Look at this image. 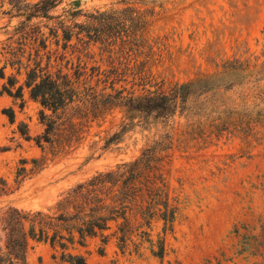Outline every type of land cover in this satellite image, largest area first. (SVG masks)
<instances>
[{
  "label": "rangeland",
  "instance_id": "1",
  "mask_svg": "<svg viewBox=\"0 0 264 264\" xmlns=\"http://www.w3.org/2000/svg\"><path fill=\"white\" fill-rule=\"evenodd\" d=\"M18 3L0 0V178L11 189L0 196V209L45 210L65 189L134 160L161 140L166 149L156 155L175 206L172 224L156 218L125 234L124 252L117 248L121 233L106 244L88 238L73 252L84 253L86 264H264V0H57L47 16L29 21L39 32L24 38L15 31L24 20L13 7ZM60 21L73 32L67 43ZM75 23L96 26L101 41L88 42ZM39 58L50 71L83 68V76L99 79L106 92L110 86L125 94L169 92L210 75L215 87L206 92L198 84L186 108L168 118L134 114L119 140L105 145L127 122L120 108H112L89 122L78 142L48 155L43 169L16 182L19 160L42 155L18 131L21 123L32 137L43 131L40 105L26 87L22 106L1 87L10 74L22 84L23 67ZM9 107L13 122L3 112ZM115 228L112 223L104 234ZM159 244L162 258L149 250ZM26 261L68 264L48 244L33 241Z\"/></svg>",
  "mask_w": 264,
  "mask_h": 264
},
{
  "label": "trees",
  "instance_id": "2",
  "mask_svg": "<svg viewBox=\"0 0 264 264\" xmlns=\"http://www.w3.org/2000/svg\"><path fill=\"white\" fill-rule=\"evenodd\" d=\"M18 1L20 3L14 4L13 7L24 17L15 28V31L20 33V38H24L29 32L38 33L35 26L30 27L29 21L36 16H47V12L57 3V0H39L33 4ZM2 13L11 12L6 10ZM97 22L99 23L95 17V23ZM59 23L63 32L62 39L67 43L72 36V29L63 21ZM92 26L93 24H74V27L80 29L76 33L83 31L89 38L88 42L101 41L98 28ZM40 41V47L45 48L42 37ZM38 51L39 49L36 51V57L39 55ZM12 54L15 57L13 51ZM40 61L41 58L39 61L35 59L33 66L23 67L25 76L22 84L16 85V76L10 74L1 87L9 96L20 100L19 106L23 104L22 90L26 87L29 97L40 105L39 122L43 131L32 137L23 123L19 125L18 131L25 140H33L42 155L39 158L19 160L15 171L16 182H21L43 169L48 155L55 156L78 142L88 123L102 120L112 108H120L127 122L122 124L119 131L109 136L105 145L119 140L134 114H154L168 118L175 114L177 109L186 108L194 95L192 88L198 84L206 92L215 87L214 78L211 77L214 75H210L175 85L169 92L125 94L124 89H115L113 86H110L112 92H106V87L99 88V79L92 83L89 76H83L84 72L80 70L83 68H77L72 74L63 71L61 67L50 71L48 62L42 66ZM4 67L0 68L1 78L5 76ZM3 112L10 122L14 121V110L11 107ZM162 143L161 140L155 141L144 148L134 160L120 163L114 169L97 172L75 183L62 191L58 199L45 210L15 206L1 208L0 240L3 238V241L0 244V264H27L26 253L31 241L48 244L54 251L59 252V259L63 262L86 264L85 254L74 253L73 250L76 247H86L88 238L99 237L102 243L106 244L111 236L121 233L119 239L122 243L117 244V248L124 252L125 234L139 230V226H150L151 220L156 218L162 219L164 225H171L175 217V206L169 202L168 187L160 172L159 157L156 155L166 149ZM10 191L7 182L0 178V196ZM112 223L116 226L115 230L108 235L104 234ZM139 246H136L135 252ZM149 250L152 255L163 257L162 244L157 246V250H154L153 246ZM97 253L104 254V248L99 247Z\"/></svg>",
  "mask_w": 264,
  "mask_h": 264
}]
</instances>
